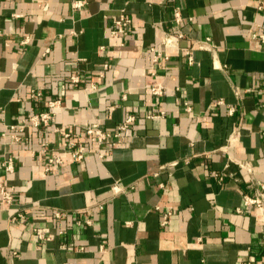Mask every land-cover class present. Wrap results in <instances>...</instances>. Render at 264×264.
<instances>
[{
  "label": "crops",
  "instance_id": "crops-1",
  "mask_svg": "<svg viewBox=\"0 0 264 264\" xmlns=\"http://www.w3.org/2000/svg\"><path fill=\"white\" fill-rule=\"evenodd\" d=\"M257 3L89 0L74 11L71 0H0V178L4 158L16 161L6 176L14 205L0 202V264H246L250 255L264 264L261 213L244 205V195L264 182V42L252 38L264 32V17ZM175 9L184 16L180 26ZM121 10L133 21L123 40L111 36ZM166 30L187 39L157 65L149 49L163 47ZM207 37L216 56L195 50L189 64L188 42ZM156 82L165 85L161 98L150 91ZM31 88L61 98L56 124L79 133L96 121L113 129L129 115L137 120L103 160L91 154L45 173L33 151L43 141L58 147L60 135L29 127L14 141L8 127L45 108L30 98ZM235 125L241 140L218 150ZM238 163H249L253 174ZM116 181L127 190L113 196ZM19 210L27 217L12 221ZM39 233L52 239L38 241Z\"/></svg>",
  "mask_w": 264,
  "mask_h": 264
},
{
  "label": "built area",
  "instance_id": "built-area-1",
  "mask_svg": "<svg viewBox=\"0 0 264 264\" xmlns=\"http://www.w3.org/2000/svg\"><path fill=\"white\" fill-rule=\"evenodd\" d=\"M89 0H71L72 10H83L86 8ZM257 10L264 17V0H258ZM15 16H19L15 14ZM174 20L177 25L180 26L184 22V16L179 9L174 10ZM133 21L132 18L125 12L121 10L119 15L113 20L111 27V36L118 39H125V37L131 32ZM2 32L0 30V36ZM253 39L260 40L264 42V32L255 33L252 36ZM187 39L186 35L182 31H165L163 47L158 48L157 46H151L150 52L152 54L153 63L159 65L161 61L169 62L171 60L170 53L168 50L170 48H180V44L183 40ZM30 39L27 37L22 40V44H27ZM188 47L192 50V53L188 55L189 64H194L196 59L193 52L195 50H207L216 56L217 46L213 42L211 37L204 39H198L194 42H188ZM50 52V48H47L43 53L44 56ZM161 69H156L153 71V75L156 74ZM82 81L80 74L75 73L71 76V82L73 84H78ZM92 87L95 88L94 84ZM150 91L153 96L163 97L165 93V85L162 82H156L151 84ZM259 92L264 101V83L260 86ZM30 98L35 100L45 106L42 110L35 112L28 118H25L18 124L8 125L9 129L12 131L10 137L14 141H23L25 136L21 134L26 128L33 127L46 132H54L60 135L61 141L58 147L50 144L48 141H43L40 144V148L37 151H33L34 155H38L43 161H45L44 172H50L53 169L60 168L69 163H80L83 162L89 155L95 154L99 159H104L107 152L113 150L117 146L123 144L127 139V132L132 128L136 122L135 115H129L123 122L118 124L113 129H106L102 126L99 121L94 122L92 125L84 128L83 133H79L75 126L73 125H59L56 124V110L59 108L63 101L61 98L48 97L45 90L39 88H31ZM219 104H224V100H218ZM228 112L230 115H234L237 112V108L233 105H228ZM161 114L153 115V117L162 116ZM4 137L6 133L2 134ZM242 128L240 125H235L227 143L220 147L218 150L223 152H228L231 148L236 147L238 142L241 140ZM235 161L234 159H232ZM173 164H177L173 162ZM239 164V163H238ZM240 166L246 168L249 173L253 174L252 166L249 163H240ZM2 168L5 175L0 178V202L5 208H10L14 205V188L9 185V181L6 176L11 174L16 169L15 158L11 155H7L2 161ZM251 182H256V179L252 176ZM257 191L253 195H244V205L246 207H255L261 213V219L264 224V182H260ZM163 187L164 185L161 184ZM113 196L117 194H122L126 192V187L116 181L111 185L110 188ZM105 203L100 205L101 208L105 206ZM238 211H242L239 209ZM55 216L60 217L62 214L60 211L55 210ZM172 212L169 211L163 215L162 225H166ZM27 216L22 211L19 210L15 215L11 217L12 221L18 219H25ZM87 224H91L90 220L86 221ZM52 236H47L44 233L38 234V241L50 240ZM264 239V232H263ZM15 254L17 252H14ZM256 261L255 255H250L246 264H253Z\"/></svg>",
  "mask_w": 264,
  "mask_h": 264
}]
</instances>
